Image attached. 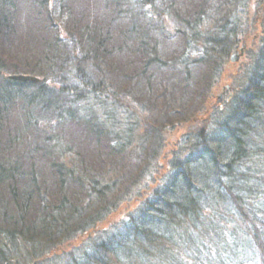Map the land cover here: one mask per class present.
<instances>
[{
    "label": "trees",
    "instance_id": "1",
    "mask_svg": "<svg viewBox=\"0 0 264 264\" xmlns=\"http://www.w3.org/2000/svg\"><path fill=\"white\" fill-rule=\"evenodd\" d=\"M222 1L0 0V264L89 233L65 264H264V4L244 82L208 110L247 40L250 0Z\"/></svg>",
    "mask_w": 264,
    "mask_h": 264
},
{
    "label": "rangeland",
    "instance_id": "2",
    "mask_svg": "<svg viewBox=\"0 0 264 264\" xmlns=\"http://www.w3.org/2000/svg\"><path fill=\"white\" fill-rule=\"evenodd\" d=\"M211 1V0H210ZM217 2L225 4L222 0H217ZM250 4H248V10L243 12L238 11V5L234 7V11H238L236 14V17H240L242 20V23L244 24L243 32L245 35L246 41H242L239 43V48L236 52H233L232 54H236L238 58L236 60H231L232 54L228 56L227 61L224 63L222 74L220 76V81L218 82L217 87L214 89V92L211 94V100L206 104L208 110H213L214 106L219 105L220 101H225L228 96L230 97L232 93H234L237 89V86H241L244 82V78L242 76L243 70L246 68L245 66L248 65L249 59L247 56V52L250 50H253L254 45H256L258 37H260V31H261V13H260V7H258V4L261 6L264 4V0H250ZM188 2L185 4L187 7ZM238 4L237 1L235 3L231 4V12L232 7ZM226 4L224 5V8L226 10ZM263 6L261 8V11L263 10ZM203 70V71H202ZM206 72L205 69H201L198 73ZM210 103V104H209ZM193 121H189V123H184L179 126H175V128H171L170 130L166 131L164 134L166 136L167 140V148L165 150V153L169 155L173 149L177 148V144L182 143V140H184V137L186 136V133L191 131L192 129H196L200 126H202V119L194 118ZM73 127L70 126L67 128L66 131V137L68 135V138L65 142H67V145L75 146L78 144V141H76L74 135L78 132H76V129H72ZM74 134H71V133ZM80 134V133H79ZM78 134V135H79ZM74 137V138H73ZM85 152V151H83ZM94 156H96V153L93 151ZM88 157V154L86 155ZM86 158V157H85ZM95 158V157H92ZM92 158L91 161H92ZM124 162V166L127 169H130V172H134L138 169H135L134 164L131 163L128 158L126 157L121 158ZM99 161L98 159L96 162ZM166 163V161H164ZM162 163V165H164ZM133 164V166H132ZM166 167V166H165ZM165 167L162 171L165 170ZM124 168V169H125ZM161 171V172H162ZM114 175L111 173L108 175L107 178L113 177ZM152 185V184H151ZM142 189V188H141ZM139 189V190H141ZM140 201H137V199H132L131 201L125 203V206L122 207L119 211L116 212V214L110 216V218L106 221L100 224L95 231H92L91 233L94 237H98L100 234V230L105 229L110 226V224L116 223L121 218H124L126 216L127 211H131V209L137 205V203ZM90 234V233H89ZM87 234L86 236H81L79 239L72 241L71 243H68V245L63 246L58 252H55V258L53 262H45L44 264H65L68 262V258L65 259L64 257H67L68 253L73 251L77 257L79 254L82 253V250L88 248L87 244L88 241H86V238L89 236ZM86 241V242H85ZM52 257V256H51ZM69 257V256H68ZM54 258V257H52ZM58 258V259H57ZM52 260V259H51Z\"/></svg>",
    "mask_w": 264,
    "mask_h": 264
},
{
    "label": "water",
    "instance_id": "3",
    "mask_svg": "<svg viewBox=\"0 0 264 264\" xmlns=\"http://www.w3.org/2000/svg\"><path fill=\"white\" fill-rule=\"evenodd\" d=\"M231 57H232L231 60H236L238 58V56L236 54H232ZM9 77L10 78H13L15 80H18L19 79V80H22V81H29V80H31V81L38 82L40 80V77L38 78V77H35L33 75H30V74H28V75H23V74L10 75Z\"/></svg>",
    "mask_w": 264,
    "mask_h": 264
}]
</instances>
